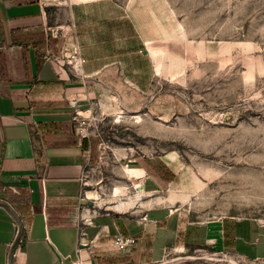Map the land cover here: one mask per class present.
Wrapping results in <instances>:
<instances>
[{
	"label": "crops",
	"instance_id": "1",
	"mask_svg": "<svg viewBox=\"0 0 264 264\" xmlns=\"http://www.w3.org/2000/svg\"><path fill=\"white\" fill-rule=\"evenodd\" d=\"M104 1L0 0V264L12 254L11 264H168V251L192 247L264 260V221L191 219L168 155L127 154L103 213L98 193L83 194L111 168L76 114L141 93L140 31L104 16ZM74 50L78 72L66 62ZM116 235L136 242L120 251Z\"/></svg>",
	"mask_w": 264,
	"mask_h": 264
},
{
	"label": "rangeland",
	"instance_id": "2",
	"mask_svg": "<svg viewBox=\"0 0 264 264\" xmlns=\"http://www.w3.org/2000/svg\"><path fill=\"white\" fill-rule=\"evenodd\" d=\"M103 4L104 16L139 29L145 56L139 98L84 114L112 170L101 171L103 187L83 194L98 193L103 213L127 154L168 155L183 169L191 219L264 221V0ZM167 256L168 264H264L204 247Z\"/></svg>",
	"mask_w": 264,
	"mask_h": 264
},
{
	"label": "built area",
	"instance_id": "3",
	"mask_svg": "<svg viewBox=\"0 0 264 264\" xmlns=\"http://www.w3.org/2000/svg\"><path fill=\"white\" fill-rule=\"evenodd\" d=\"M66 62L67 65L75 72H78L80 69L81 64H83L85 62V59H81L79 57V53L77 50H74L73 54L69 57H66ZM77 116L74 118L76 122H78V127L80 133H89L90 131L87 130V128L90 127V121L89 119H79L78 120V114H76ZM80 117V116H79ZM77 118V119H76ZM85 223V222H84ZM14 239L13 242L14 243H18L20 244L23 240V233L27 232L26 230V226L24 225L23 221L19 218V215L16 214V217L14 219ZM83 233V232H82ZM113 244L114 246L120 250V251H126L128 248L133 247V245L136 242V239L134 237H121L119 235L114 236L113 238ZM11 248V245H10ZM14 255H10V257L8 256L7 261L5 264H11V258H13Z\"/></svg>",
	"mask_w": 264,
	"mask_h": 264
},
{
	"label": "bare ground",
	"instance_id": "4",
	"mask_svg": "<svg viewBox=\"0 0 264 264\" xmlns=\"http://www.w3.org/2000/svg\"><path fill=\"white\" fill-rule=\"evenodd\" d=\"M168 73H169V72H168ZM177 75H178V74H177ZM177 75H176V76H177ZM171 76H172V75H171ZM171 76H170V77H171ZM178 76H179V75H178ZM173 79H174V78H173Z\"/></svg>",
	"mask_w": 264,
	"mask_h": 264
},
{
	"label": "water",
	"instance_id": "5",
	"mask_svg": "<svg viewBox=\"0 0 264 264\" xmlns=\"http://www.w3.org/2000/svg\"><path fill=\"white\" fill-rule=\"evenodd\" d=\"M144 53H145V51H144Z\"/></svg>",
	"mask_w": 264,
	"mask_h": 264
}]
</instances>
